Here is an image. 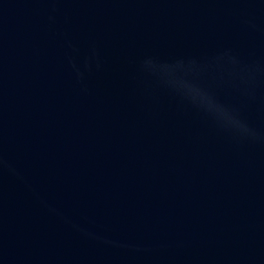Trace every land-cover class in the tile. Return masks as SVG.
I'll return each instance as SVG.
<instances>
[{
  "label": "water",
  "instance_id": "1",
  "mask_svg": "<svg viewBox=\"0 0 264 264\" xmlns=\"http://www.w3.org/2000/svg\"><path fill=\"white\" fill-rule=\"evenodd\" d=\"M0 264H264V0H0Z\"/></svg>",
  "mask_w": 264,
  "mask_h": 264
}]
</instances>
